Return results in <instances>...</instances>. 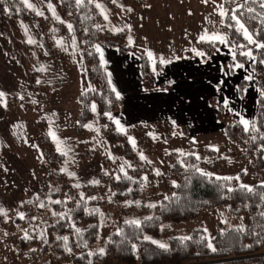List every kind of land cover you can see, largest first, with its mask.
<instances>
[{"label": "rangeland", "instance_id": "374dc122", "mask_svg": "<svg viewBox=\"0 0 264 264\" xmlns=\"http://www.w3.org/2000/svg\"><path fill=\"white\" fill-rule=\"evenodd\" d=\"M57 1L29 0L34 8L28 9L38 20L48 19L49 22H55L59 20L56 19L59 17L56 9ZM131 2L132 5L134 2ZM240 2L241 0L235 1L234 8L238 7ZM49 3L53 6L52 9H49ZM97 3L103 7V13L101 9L96 8L101 13L108 30L112 32L124 30L127 42L129 43V37H131L132 43L129 44L146 57V50L153 52L156 58L155 64L147 57L151 69L161 64L159 61L161 56L171 63L180 60L182 55L195 54L191 49L198 51L196 43H209L198 39L204 30L209 33L219 31L224 34L217 23L222 18L218 11V5H223L222 0H215V3L212 0L208 3L202 0H143V3L135 8L118 5L116 2L114 11L100 1H96L95 6ZM53 10L55 16H53ZM37 12L42 15H38ZM105 14L108 17L107 20L104 19ZM17 24L23 40L30 46L27 52L26 68L29 73L36 72L34 81L37 85L42 87L46 85V87L45 90L38 92L25 85L18 77L16 61L8 54L7 41L0 35V91L5 93L4 103L0 104V208L4 209V213H0V264H78L72 260L79 254L76 251L77 248L74 249L75 251H69V248L63 246L60 253L53 251L50 248V241L46 245V235L37 231L40 224L38 212L29 215L27 213L32 209L31 196L37 194L42 188L43 174H36L34 165L42 160L38 145L43 136L49 138L56 151L57 142L60 143L63 152L59 153L63 154V159L59 164V170L72 185L98 186L97 190L88 192L90 193L88 198L102 202L104 208L99 218L98 237L89 246L87 250L89 252L100 253L99 249L105 251L106 241L113 232L118 231L120 223L141 221L144 218L140 211L142 206L148 208H150L149 205L156 206L166 197V190L160 186L159 181L166 173L164 159L166 160L171 153L185 155L193 152L200 161L204 162L219 158L222 160V165H225L224 169L219 172L209 170L208 173L216 177H233L238 185L252 186L264 182V170L254 176L246 168L247 160L242 158L241 149L229 144L224 135L223 125L216 117V109L213 110L209 119L205 114V119L211 123L202 128L198 127L196 130L191 127L197 123H193L192 114L187 115L188 121L192 123L185 124L178 122L180 115L177 112L166 115L168 119L165 120L166 122L156 115L149 116L148 119L129 117L127 124L120 122L121 119L118 121L119 126L125 130L121 133L144 168L142 175H139L142 178L143 187L138 200L117 201L114 199L113 201L114 192L110 187L109 178H117L120 174H124L129 165L120 154L111 150L110 144L101 132V122L96 107L95 111L92 109L94 103L90 107V118L84 123V133L78 136L75 132L81 111L78 96L92 87L86 77L85 65L76 36L71 33L69 36L55 37L53 46L58 57L41 58L40 55L47 56L48 53L44 51L40 43L35 21L33 19L18 20ZM209 24L210 28H207L206 25ZM29 39L35 43H28ZM58 41L60 43H57ZM225 45L219 43V47L224 48ZM250 45L255 47V44ZM252 61L253 59L250 58V62ZM248 66H245L246 72L240 71L244 74V79L253 76ZM222 74L226 73L223 71ZM162 75L160 77H163ZM164 75L168 76L166 72ZM246 80L248 89L251 79ZM49 85L54 86L48 87ZM10 98L22 102L11 107L10 103L13 101H9ZM212 98L221 103L219 96L214 95ZM222 104L225 106V103ZM225 109L227 110V106ZM201 118H204L202 113L197 116L198 120ZM250 119L251 117L247 121ZM153 120L167 124L166 133L169 131L170 138L166 137L165 131L152 125ZM114 125L118 130V126L115 123ZM183 127L188 132V138L182 134ZM50 128L55 132L57 140L49 136ZM129 137L134 139L135 148L130 143ZM119 143L121 144L120 141ZM140 153H143L147 159L141 160ZM122 166L123 172L120 170ZM62 168L66 171L62 172ZM101 173L104 174L105 179L101 178ZM150 173L154 176L152 180L148 178ZM237 176L239 180L235 179ZM168 182L172 183L173 179H169ZM80 194L83 193L80 192ZM21 202L24 203L22 207H20ZM17 213H23L24 218L21 219ZM219 222L227 227L243 225L241 218L232 215L226 206H221L216 210L202 211L194 220L163 223L158 237L150 238V240L167 245L169 238L187 237L193 229L201 227L208 244L213 245ZM26 234L28 238H25ZM58 237L57 235L53 237V243L57 244L62 240ZM21 240L26 244L25 246H22ZM33 241L38 242V245H34ZM88 263L98 264L93 258L88 259Z\"/></svg>", "mask_w": 264, "mask_h": 264}, {"label": "trees", "instance_id": "16d2710c", "mask_svg": "<svg viewBox=\"0 0 264 264\" xmlns=\"http://www.w3.org/2000/svg\"><path fill=\"white\" fill-rule=\"evenodd\" d=\"M96 1L102 2L113 11L115 9L113 0H91V2L81 0L79 5L76 0H58L56 9L60 18L55 22L50 21V24L48 19H36L23 0H3L0 2V35L7 41L8 54L16 61L18 77L29 89L38 92L45 90L46 85L45 87L37 85L34 81L36 72L29 73L26 68L27 52L30 46L22 38L18 20L33 19L35 21L40 43L44 51L48 53L47 56L40 55L41 58L58 57L53 46L55 37L69 36L71 33L76 36L85 65L86 77L92 87L78 96L81 111L75 132L78 136L84 133V123L90 118V107L94 103L101 122V132L105 135L111 150L120 154L129 165L126 167V172L120 174L119 178H109L110 187L114 192L113 201L138 200L143 187L140 176L144 168L125 136L105 115L106 112L112 113L119 110L121 101L112 90L106 66L101 63L95 46L101 43L120 53L136 55L140 61V74L146 89L154 87L152 71L147 57L127 42L124 30L112 32L106 28L102 15L95 6ZM130 1L134 3L131 5ZM135 1L116 0L118 5L131 8L143 3V0ZM222 1L227 15L223 17V24L221 20L217 23L228 40L226 46L231 48L233 53L235 52L236 62L248 64L254 73L258 95L255 113L249 120V128L251 129L254 124L258 131H244L240 120L227 113L222 103L214 98H210L209 103L216 109V117L223 125L224 135L229 144L241 149L242 158L247 160V170L256 176L264 170V96H261V92H264V63L260 62L264 60V48L251 47L242 33L236 30L235 21L231 20V16L232 10H235L234 14L253 35V39L264 44V7L261 6L264 0H241L236 8L233 5L237 0ZM5 8L8 11H5ZM69 24L72 25L71 30L68 28ZM206 26L208 28L210 24ZM196 47L199 52L204 53L200 58L205 60L218 49L219 43H196ZM249 49L255 57L252 62L249 57L240 54ZM245 84V80H240L238 83L240 95H243ZM52 86L54 85L48 87ZM160 86L166 87L169 84L161 83ZM10 99L9 101H13L10 103L11 107L22 102L15 98ZM152 125L165 131L166 137L170 138L169 131L166 133L168 126L165 122L153 121ZM182 129V134L188 138L186 128ZM253 136L256 137L255 140L252 139ZM40 140L38 146L42 153V160L34 165V172L43 174L42 188L37 194L31 196L32 209L27 213L29 215L38 212L40 224L37 231L46 235V245L50 241V248L53 251L60 253L65 245L72 251L77 248L76 251L79 254L72 260L78 264H90L88 263L90 258L98 264H264V216L261 215L264 212V200L260 198L264 195V185L256 183L252 185L254 191L248 192L241 189L234 179H217L211 173H209L211 175H203L197 172L196 168L204 173H208L209 170L219 172L225 165H222V160L219 158L209 162L200 161L193 152L185 155L171 153L166 160L164 159L166 173L159 182L160 186L166 190V197L154 207L140 208L144 218L138 226L130 222H122L119 224L118 231L113 232L106 241L103 254L87 251L98 237L99 218L104 209L102 202L88 198L90 191L97 190L98 186L72 185L59 170L63 154L52 147L47 136H43ZM100 176L105 179L103 173ZM148 178L154 179L153 174H148ZM169 179H173L175 184L169 183ZM54 201H60V203H54ZM23 204L21 202L20 207ZM41 204L44 207H40ZM221 206H226L232 215L241 218L243 225L227 227L219 222L212 245L215 251L208 247L201 227L193 229L187 237L169 238L166 249L150 240V238L158 237L163 223L194 220L202 211L216 210ZM53 213L56 214L53 215ZM76 229H80V232L78 233ZM56 235L68 239L67 241L62 239L55 244L53 237ZM21 244L26 245L23 240ZM33 244L38 245V242ZM133 245L136 246L135 250ZM89 253L92 254L89 255Z\"/></svg>", "mask_w": 264, "mask_h": 264}, {"label": "crops", "instance_id": "0c3cea01", "mask_svg": "<svg viewBox=\"0 0 264 264\" xmlns=\"http://www.w3.org/2000/svg\"><path fill=\"white\" fill-rule=\"evenodd\" d=\"M98 45L103 53V65L107 67L108 80L112 89L119 93L122 105L119 110L111 113V119L115 124L120 119V122L127 124L129 117L148 119L152 115L167 121L166 115L177 112L180 115L178 116L180 124L192 123L187 119V115L192 114L193 123H197L191 127L196 130L211 123L205 119V114L208 119L211 118L214 108L210 105L209 99L214 95L220 97L221 103L227 101V110L222 104L225 111L236 116L238 120L252 118L255 113L258 89L254 73L252 72L251 85L247 89L248 82L240 71L246 72L245 66L248 64H243L242 68L233 67L238 62L233 59V50H229L231 48L226 45V48L218 47L205 60L197 55L193 57L182 55L180 60L169 64L161 63L157 68L151 69L154 87L150 89H146L143 85L140 61L136 55L120 53L101 43ZM99 59L101 61L100 53ZM223 71L226 74H222ZM165 72L168 76L164 75ZM161 75L163 77H160ZM240 80L246 82L243 95L238 92ZM166 82L169 86H160L161 83ZM214 86L215 91H213ZM201 113L204 118L198 120L197 116Z\"/></svg>", "mask_w": 264, "mask_h": 264}, {"label": "snow or ice", "instance_id": "6c2138e0", "mask_svg": "<svg viewBox=\"0 0 264 264\" xmlns=\"http://www.w3.org/2000/svg\"><path fill=\"white\" fill-rule=\"evenodd\" d=\"M0 2H3V0H0ZM90 2H91V0H90ZM115 2H116V0H113V3H115ZM202 2H204V3H208L209 0H202ZM212 2L215 3V0H212ZM23 3H24L28 8H30V9H33V8H34V6H33L31 3H29V0H23ZM76 3L79 5V4L81 3V0H76ZM261 6L264 7V4H262ZM48 7H49V9H52V8H53V6L51 5V3H49ZM96 7L99 8V9H101V12L103 13V7H102L101 4L97 3V4H96ZM5 11H8V9L5 8ZM129 11H131V9H129ZM218 11H219V15L222 17V19H221V23L223 24V23H224L223 17H225V16L227 15V10L224 9L223 5H218ZM232 11H233V15L231 16V20L235 21L236 30H237L238 32H241V33H242L244 39L248 42V44H255V47H256V48H264V44L256 42V41L253 39V35H252L251 33H249V31H248V29L245 27V25L242 24V23L240 22V20H239V19L237 18V16L234 14V13H235V10H232ZM249 11H252V10L249 9ZM37 14H38V15H42V13H40V12H37ZM190 14H191V13H190ZM53 16H55V11H54V10H53ZM56 19H59V17H56ZM104 19H105V20L108 19V17H107L106 14L104 15ZM68 28H69V30H71V29H72V25L69 24V25H68ZM198 39H199L200 41H202V42H209V43H216V42H218V43H220V44H228V40H227V38H226V35L223 34V33H221V32H219V31H215V32H211V33H209L207 30H204V32L198 37ZM28 43H35V41L29 39V40H28ZM57 43H60V41H58ZM129 43H130V44L132 43L131 37H129ZM95 49H96V51H97L98 53H100V55H101V63L103 64V63H104V60H103V53H102V51H101V47H100V45H96V46H95ZM191 50H192L193 52H195V54L198 55V56H203V55H204L203 52H199V51H197V50L194 49V48L191 49ZM146 54H147L148 59H149L150 61H152L153 64H155V60H156V58L154 57L153 52L150 51V50H146ZM240 54H241V55H244V56H247V57H250V58H252L253 60L255 59V57H253V55H252V50H251V49H249V50H247V51H244V52H241ZM235 57H236V54H235V52H234V53H233V59H234V60H235ZM176 59H179V57H176ZM159 61H160V63H162V64H163V63H169V62H170V61L164 59L162 56L159 57ZM260 62H261V63H264V60H262V61H260ZM233 67H235V68H242V67H244V65L241 64V63H237V64H234ZM41 70H42V69H41ZM246 79H251V76L246 77ZM37 82L39 83V81H37ZM109 83H110V82H109ZM112 90L115 92V89H114V88H113ZM116 95H117V98H119V93H116ZM261 96H264V92H261ZM4 97H5V93L2 92V91H0V104H3V103H4V101H3V98H4ZM22 98H23V97H21V99H22ZM33 102H35V101H33ZM225 106H227V101H225ZM92 109H93V111H95V105L92 106ZM105 115L108 116L109 118H111V113L106 112ZM240 123L244 126V131H246V132H247V131H250V130H251V131H258V129H256V127H255L254 124H252L251 129H250V128H249V121H247V120H245V119H243V118H241ZM116 124H117V126H118V130H119L120 132H124V131H125L123 127L119 126V121H116ZM86 127H91V125H86ZM48 134H49V136H51V137L53 138V140H57L56 134H55L54 131L51 130V128L49 129V133H48ZM150 135H151V134H150ZM128 139H129L130 143H132L133 147L135 148V141H134V139H133L132 137H129ZM252 139L255 140L256 137L253 136ZM34 147H35V146H34ZM57 151H58V152H63V149L61 148L59 142H57ZM64 154L66 155V153H64ZM193 155H195V154L193 153ZM197 158L199 159V157H197ZM140 159H141V160H146L147 158L143 155V153H140ZM149 162H150V161H149ZM120 170H121V172L124 171L123 166L121 167ZM61 171H62V172H63V171H66V169L62 168ZM196 171H197V172H201V174H203V175H211V174H209V173H204V172H203L201 169H199V168H196ZM157 174H159L158 171H157ZM69 175H74V173H69ZM117 178H119V177H117ZM217 179L231 180V179H233V177H217ZM235 179L239 180V176L235 177ZM173 183L175 184V182H173ZM262 185H264V182H262ZM76 187H79V185H76ZM240 188H241V189H244V190H247L248 192H253V191H254V189H253L252 186H249V185H246V184H240ZM229 191H232V189H229ZM260 198H261V200H264V195H261ZM54 203H60V201H54ZM149 206H150V207H154L155 205H149ZM40 207H44V205L41 204ZM0 213H4V209H3V208H0ZM55 214H56V213H53V215H55ZM17 215H18L21 219L24 218V214H23V213H17ZM261 215L264 216V212H262ZM130 223H132V224H136V225L138 226L139 223H140V221H138V220H133V221H130ZM241 230H242V229H241ZM76 231L79 233V232H80V229H76ZM25 238H28V237H27V234L25 235ZM58 239H63L64 241H67L68 238H67V237H58ZM145 239H149V237H145ZM185 239H187V238H185ZM152 243H154V244H159V247H161V248H163V249H166V248H167V245H166V244L160 243V242H158V241L153 240ZM65 247H67V246L65 245ZM132 247H133V250H135V247H136V246L133 245ZM208 247L211 248L212 251H215V248H213V246H212L211 243L208 244ZM68 250L70 251V249H68ZM99 252H100L101 254H103L104 249H99ZM91 254H92V253H89V255H91Z\"/></svg>", "mask_w": 264, "mask_h": 264}]
</instances>
